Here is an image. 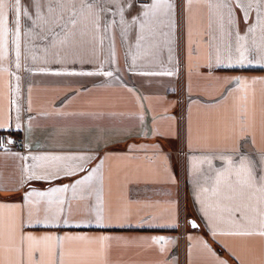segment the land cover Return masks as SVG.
<instances>
[{"label":"snow or ice","instance_id":"snow-or-ice-1","mask_svg":"<svg viewBox=\"0 0 264 264\" xmlns=\"http://www.w3.org/2000/svg\"><path fill=\"white\" fill-rule=\"evenodd\" d=\"M195 4L208 9V51L203 68L209 76L217 70L264 71V0H0V72L10 77L9 115L7 122L0 123V130L19 131L26 122L31 134L32 118L22 115L18 103L21 70L55 77L115 78L120 71L117 31L123 40L130 34L135 37L134 50L129 46L131 69L138 60L144 61L145 69L136 74L175 76L178 21L183 25L185 9L191 21ZM105 39L109 42L107 57L102 55ZM165 50L168 55L162 58ZM114 63L116 67H112ZM226 83L231 87L220 101L208 106L215 107L235 94V121L222 130L206 123L195 136L190 125L188 151L180 159L191 180L194 217L185 215L186 208L174 200L144 205L151 211L135 222L131 202L114 210L105 198V161L110 156L103 154L99 139L95 147L86 149L20 155L8 148L15 141L0 135L2 154L21 162L18 174L8 180L0 173V264H112L114 245L124 241L118 233L131 229L163 233L203 226L213 238L264 241V149H256L254 135L256 86L264 85V77L233 75ZM260 97L264 126V88ZM24 111L31 112L30 99ZM221 133L225 138L247 137L252 151L242 152L239 146L211 147L214 136ZM164 136L159 129L151 130L150 138ZM195 143L205 147H194ZM135 150L151 151L155 159H162L169 180L177 182L161 144L150 149L130 148ZM150 243L164 253L177 240L160 234L150 237ZM201 244L214 264H229L207 242ZM222 247L240 264L235 251Z\"/></svg>","mask_w":264,"mask_h":264},{"label":"crops","instance_id":"crops-1","mask_svg":"<svg viewBox=\"0 0 264 264\" xmlns=\"http://www.w3.org/2000/svg\"><path fill=\"white\" fill-rule=\"evenodd\" d=\"M192 20L185 9L183 25L178 21L177 41L174 46L175 76H141L136 73L145 70L144 61L138 60L131 69L135 37L130 34L123 40L117 31L115 36L116 62L120 71L115 78L102 76L86 78L55 77L21 70L20 104L22 115L32 118L31 134L27 123L21 130H0V135L12 140L22 138L25 149L19 151L15 143L8 145L12 153L20 155L60 153L95 147L101 140L103 154L110 156L105 161V198L115 210L118 206L131 202L133 221L146 216L151 209L149 203L174 200L186 208L185 215L196 216L192 203V187L186 165L180 159L188 151L189 126L193 136L197 129L211 123L221 130L230 126L236 119L233 109V96H229L215 107H209L231 87L226 78L245 75L249 78L264 77V71L250 70L243 73L217 70L209 76L203 68L207 58L208 9L204 4H195ZM108 40L105 39L102 55H108ZM199 52V55H197ZM191 53V55H190ZM168 55L165 50L162 58ZM114 63L112 67H116ZM199 65V67H198ZM171 68L172 64H165ZM15 71V69H12ZM220 78V79H217ZM9 74L0 72V123L7 122L9 115ZM79 81V83L73 81ZM256 127L254 135L256 149H264V126L261 119L260 89L257 85ZM129 88L133 91H129ZM29 89L31 90L29 92ZM15 99L14 93L11 96ZM31 101V112H26L27 102ZM197 101V103H191ZM12 115L14 116L13 105ZM143 119H140V117ZM165 133L163 138L151 137V130ZM248 138H225V134L215 135L211 147L231 148L239 146L242 152L252 151ZM162 145L169 157V164L177 182L172 184L164 172L162 159H155L151 151H130ZM247 145V147H246ZM194 147H205L195 143ZM99 159L90 164L95 167ZM20 161L11 155H3L0 150V173L5 180L18 174ZM56 183H60L57 181ZM45 187L44 184H37ZM18 199V197H16ZM199 222V219L197 220ZM175 237V246L169 245L164 253L150 243L155 235ZM124 238L114 245L112 264H214L212 255L203 248L201 241L229 264H237L227 249L240 256V264H264V241L259 239L243 242L233 238H213L208 230L181 227L168 232L152 229H131L121 231ZM191 237V239H189Z\"/></svg>","mask_w":264,"mask_h":264},{"label":"built area","instance_id":"built-area-1","mask_svg":"<svg viewBox=\"0 0 264 264\" xmlns=\"http://www.w3.org/2000/svg\"><path fill=\"white\" fill-rule=\"evenodd\" d=\"M15 148L19 151H23L25 149V145L22 138L19 137L15 140Z\"/></svg>","mask_w":264,"mask_h":264},{"label":"trees","instance_id":"trees-1","mask_svg":"<svg viewBox=\"0 0 264 264\" xmlns=\"http://www.w3.org/2000/svg\"><path fill=\"white\" fill-rule=\"evenodd\" d=\"M191 217V216H190Z\"/></svg>","mask_w":264,"mask_h":264},{"label":"water","instance_id":"water-1","mask_svg":"<svg viewBox=\"0 0 264 264\" xmlns=\"http://www.w3.org/2000/svg\"><path fill=\"white\" fill-rule=\"evenodd\" d=\"M193 229V228H192Z\"/></svg>","mask_w":264,"mask_h":264}]
</instances>
